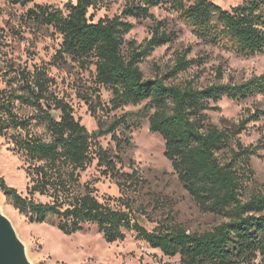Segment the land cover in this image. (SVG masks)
<instances>
[{
    "label": "trees",
    "instance_id": "1",
    "mask_svg": "<svg viewBox=\"0 0 264 264\" xmlns=\"http://www.w3.org/2000/svg\"><path fill=\"white\" fill-rule=\"evenodd\" d=\"M10 1L25 6L34 0ZM105 1L68 0L64 7L36 2L20 20L23 25L52 26L61 34L55 64L70 59L84 69L95 66L96 85L83 95L93 115L146 101L152 111L149 127L163 136L165 155L181 183L202 210L218 213L223 220L201 231L178 223H161L152 230L142 225L136 200L124 194L145 186V178L136 167L121 169L117 162L123 158L99 140L111 134L118 146L130 145L129 113L114 115L110 121L99 118L98 128L89 131L75 116L72 104L52 89L55 79L44 66L31 69L14 63L6 85L0 86V134L25 155L29 178L26 195L1 174L0 188L30 221L51 223L67 234L96 223L109 242L136 232L165 255L179 256L173 264H264V190L242 197L254 172L251 158L261 156L264 149V134L256 144L246 145L238 138L251 120L264 115V108L249 111L236 129L212 123L207 112L219 108L216 103L224 96L242 100L264 93V71L240 81L219 79L203 86L192 79L175 82V76L196 61L187 57L190 47L176 56L166 72L146 76L140 66L156 47L177 38L175 29L153 16V7L169 4L193 27L198 39L248 56L264 51V0H243L230 8L214 0H125L119 13L94 20L91 9L97 10ZM130 17L153 19L151 36L144 42L125 38L134 27ZM101 86L112 91L109 104L102 101ZM20 106L32 110L22 112ZM37 126H43L48 137L36 132ZM94 154L124 192L117 198L124 207L100 200L96 186L81 181ZM36 193L49 199H37Z\"/></svg>",
    "mask_w": 264,
    "mask_h": 264
},
{
    "label": "rangeland",
    "instance_id": "2",
    "mask_svg": "<svg viewBox=\"0 0 264 264\" xmlns=\"http://www.w3.org/2000/svg\"><path fill=\"white\" fill-rule=\"evenodd\" d=\"M67 1L34 0L22 6L10 0H0V86L6 85L14 63L27 65L31 69L44 66L55 79L52 89L72 104L75 116L89 131L98 128L99 118L110 121L114 115L129 113L132 127L126 136L130 137V145L118 146L111 134L102 135L99 140L105 148L123 158V161L117 162L121 169H140L146 180L145 186L124 194L116 179L105 170V166L99 164L95 154L92 163L82 172L81 181L95 185L98 198L113 207H124L117 199L123 194L136 200L135 205L141 209L137 212L138 221L150 230L161 223H178L190 230L200 231L212 228L223 217L218 213L202 210L181 183L171 160L165 155L163 136L149 127V115L152 111L146 108V101L127 104L109 113L100 110V115H93L83 95L90 93L96 85L95 66L84 69L70 59L55 64L52 61L60 47L61 34L52 26L21 23L20 15L36 2L64 7ZM214 1L230 8L243 0ZM124 4L125 0L103 2L97 10L91 9L94 20L119 13ZM152 13L168 29H175L177 38L156 47L141 61L140 66L146 76L169 70L176 56L188 47L190 52L187 57L196 61L187 70L178 73L175 82L192 79L196 85L203 86L219 79L240 81L264 71V51L244 56L223 44L213 45L198 39L193 27L169 4L153 7ZM129 19L133 21L134 27L125 34L127 40L134 39L142 43L151 36V17ZM219 70L222 71L221 78H218ZM100 93L103 103L109 104L111 89L101 86ZM216 104L219 108L207 111L210 121L221 128L236 129L239 120L248 116L249 111L264 108V93L242 100L224 96ZM19 110L30 112L32 109L20 106ZM35 131L48 137L43 126L35 127ZM118 133L122 135L120 129ZM263 134L264 115L258 120H251L247 128L238 134V138L246 145L256 144ZM260 153L261 156L253 155L251 158L254 172L244 185L243 198L264 190V149ZM25 167V155L14 148L9 137L0 134V174L9 185L16 187L24 195L27 194L29 183ZM35 197L44 201L49 199L39 193ZM0 204L25 242L32 264H173L179 261V256L165 255L161 249L151 247L134 231L127 232L123 240L109 242L96 223H87L82 230L67 234L51 223L32 222L19 211L1 188Z\"/></svg>",
    "mask_w": 264,
    "mask_h": 264
},
{
    "label": "water",
    "instance_id": "3",
    "mask_svg": "<svg viewBox=\"0 0 264 264\" xmlns=\"http://www.w3.org/2000/svg\"><path fill=\"white\" fill-rule=\"evenodd\" d=\"M0 264H32L27 246L0 204Z\"/></svg>",
    "mask_w": 264,
    "mask_h": 264
}]
</instances>
